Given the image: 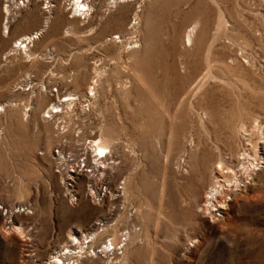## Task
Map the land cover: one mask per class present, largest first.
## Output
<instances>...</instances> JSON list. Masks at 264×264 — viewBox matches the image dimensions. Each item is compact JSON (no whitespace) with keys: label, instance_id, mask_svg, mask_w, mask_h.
<instances>
[{"label":"rangeland","instance_id":"obj_1","mask_svg":"<svg viewBox=\"0 0 264 264\" xmlns=\"http://www.w3.org/2000/svg\"><path fill=\"white\" fill-rule=\"evenodd\" d=\"M34 1L36 12L11 23L9 34L3 9L14 3L0 1V103H9L0 113V202L33 207L10 230L0 217V264H48L71 232L81 236L108 217V224L120 218L121 231L135 226L125 256L114 264H264V129L256 128L264 127V0H135L116 9L111 0H95L86 20L68 11L67 0H54L53 19L31 47L37 58L6 59L17 38L44 27L48 12L42 0ZM136 11L138 24L129 29ZM192 26L194 41L185 46ZM136 41L140 49L130 51ZM92 80L91 111L83 116ZM197 83L199 94L183 100ZM68 95L78 98L67 116L70 131L78 122L83 132L115 146L121 164L109 181L126 182V199L97 204L83 195L73 206L64 197L50 160L57 130L43 116ZM191 137L194 147L187 144ZM243 139L253 156L249 143L263 141L255 157L259 169L212 219L203 211L213 182L207 161L220 150L237 153ZM186 144L190 156L179 170ZM122 205L134 206L135 216ZM17 225L24 236L12 231ZM105 228L106 238L119 237L118 227ZM92 260L81 264L101 263Z\"/></svg>","mask_w":264,"mask_h":264},{"label":"bare ground","instance_id":"obj_2","mask_svg":"<svg viewBox=\"0 0 264 264\" xmlns=\"http://www.w3.org/2000/svg\"><path fill=\"white\" fill-rule=\"evenodd\" d=\"M8 1H11V0H8ZM91 1H92V4L90 5L89 3H87L84 0H71V3H70L71 10L70 11L73 12L75 17L79 16L78 18L82 17L85 20L89 19L91 16H93L92 14L96 10L95 0H91ZM132 1H135V0H111V2L109 3V5H110L109 7L110 8L115 7V9H116L121 4H124V5L125 4H131L130 2H132ZM53 2H54V0H53ZM53 2H51V3H53ZM12 3H14L13 8L8 6V7L3 9L4 10L3 11V13H4L3 33H5V31H6V33L9 34L11 23H15L16 21H18V19L27 20V17H30L31 14L35 13L36 9H37V7L35 6L37 4V2L34 0H29V3L31 4L30 7L27 9V10H29V13L24 15L21 11L23 8H20L17 5V3L13 2V0H12ZM49 3H50V0H48V4ZM58 7L60 8L59 11H62L63 7H61L60 4L58 5ZM58 7H57V5H55V8H58ZM50 12L51 11H49L48 15H46L44 27H42V28L30 33V34H24L14 41L12 49H10L5 55L6 59L12 55H17V54H22L25 58H28V59H32V58L36 57V54L31 51V47L34 45L35 41L40 38V35L46 30V28L49 27V23L53 19V14H54L53 12H55V11L53 10L52 13H50ZM137 12L138 11H136V13H135L136 18L133 21H131L129 24L130 25L129 29H131V28H133L134 30L136 29V25L138 24ZM196 29L197 28L192 26L190 28V31L186 34L185 46H191L192 45V43L194 41L195 34H196ZM112 38L116 42L121 43V37L119 36V34L114 35V37H112ZM139 47H140V44H138V41H136L133 45L129 46L128 49L130 51H134L135 49H138ZM94 72H95L94 77L96 79V77L99 76L98 66L97 67L95 66ZM96 82H97V80H92V82L90 83L93 86L88 87V90L85 94V96H86L85 99L87 97H89V93H90V95L95 93L94 90H95ZM200 84L197 83V85L195 87L192 86L189 89V91H187V93L184 95L183 100H185V98L189 94H192L193 96H197V94H199V91H200L201 86H202ZM68 96H71V95H68ZM68 104L70 105V103H68ZM8 105H9V103H6V105H4V103H0V113L4 112ZM27 112L28 111L24 110V116H26V117L29 113V112L28 113ZM205 115L206 114L204 113V116ZM28 117H29V115H28ZM256 128L258 130L264 129V127L260 128V126L258 124H257ZM241 133H242V136L244 139L247 138L248 134L245 132V130H243ZM258 137H259V135H258ZM102 139L103 138H101V140ZM244 139L242 140V144H241L242 149L239 150L235 154H233L232 152L231 153L227 152L228 154L226 153V155H223V153L220 152L221 151L220 150V151H218L219 153L217 154V158L215 161H213L212 156H209V160L207 162L213 163L212 171H211V176H212L213 182L207 188V192L205 193L206 197H205V203H204L205 206L203 207V211H204V213H207V211H209L210 212L209 216L212 219H215V217L212 215V212H218L220 208L221 209L226 208L228 199L231 200V198L229 197V194H232L235 191H240L241 185L243 183L247 182L249 180V178H251L252 172H253L252 170L255 171V170L259 169V168H257V167H259V165H258L257 159L255 157L257 154L260 155V153H262L260 143H263V141H261V142L258 141V143H256V144H254V143L252 144V143L248 142L249 145L252 147L251 150L253 151V154H254V156H253V155H251V151H249L246 147H244V143H246ZM1 140L2 139H0V144H1ZM101 140L99 138V143H100V145L98 146L99 152L102 154V153H105L107 150L110 151L111 148L109 146L110 144L108 145L109 142L105 143L103 140V142H104L103 143V142H101ZM209 142H210V140H209ZM231 142L232 141L230 140L229 143H227V145H228L227 147L229 149L233 148ZM187 144L193 145V147L195 146V142L192 139V137H191L190 141L187 142ZM187 144L185 146L187 149L184 152L183 156L178 158V160L176 162L179 170L184 169L183 167L186 166V164L188 163L187 158H188V154L190 153L189 152L190 149L187 146ZM112 149H115V146ZM216 149H219V148L216 147ZM114 152H115V150L113 151V153ZM227 155H228V157H227ZM189 156H190V154H189ZM234 158L236 161V165H234ZM187 167H189V165H187ZM249 171L250 172L252 171V172L249 173ZM185 172H187V169L185 170ZM233 189H235V190L233 191ZM16 191H18V189ZM123 193H124V197L126 199V182L125 181H124ZM122 206L124 207V205H122ZM132 207H133L132 209H127V207H124L125 208L124 213L126 214V212H128V215L130 218L134 217L136 214L135 207L134 206H132ZM124 208H122L121 212L124 211ZM117 221H121L119 217L115 223L109 225V226L115 228V230H116V227L119 228L118 230H116V232L119 231V237H116V236L112 237L113 240L115 242H117V244H115L116 247L120 243H122V242H118V240L121 238L120 233H122V231L120 229L121 222L118 223ZM124 228H125L124 235L127 236V243L123 242L122 244L123 245L125 244V246H126L129 243L132 232H134V230H135V226L134 225L128 226V227L124 226ZM104 230L108 231L107 228H105ZM12 231L16 234H20V235L22 234L23 236L25 234V232L23 231V227L19 226V225H17L15 228H13ZM79 232H80V234L82 233L81 236H86L85 234H83V231H79ZM99 234H100V232H99ZM101 235L103 236V237H101V249L103 248V250L101 252L103 253V255L102 256H96L93 258L91 257L90 259L92 260V259L96 258V261L99 260L101 262L100 264H114V261H117V262L121 261L123 259V257L125 256V253L123 252L121 254V253L116 252L117 250H115V246H114L113 242H112V245L114 246V250L109 251V248H108L109 246H106V245L103 246V243H102L103 240L106 238V236L104 235V232L101 233ZM101 235H99V236H101ZM96 238L97 237H95V240H96ZM95 240L93 239V242H95ZM84 243L85 242L83 240L81 241L80 238H78L75 233L71 232L69 234V241H67V243L63 246L62 249H60L59 251H56V255L51 256V259L49 260L48 264H71L72 258L75 259L77 257H78V261L81 260V258H84V255H82V254L86 253L85 247H88ZM72 247H74V248H72ZM76 250H78V251L76 252ZM114 256H116V257L114 258ZM86 257H87V255H86Z\"/></svg>","mask_w":264,"mask_h":264},{"label":"built area","instance_id":"obj_3","mask_svg":"<svg viewBox=\"0 0 264 264\" xmlns=\"http://www.w3.org/2000/svg\"><path fill=\"white\" fill-rule=\"evenodd\" d=\"M1 1L8 2V0ZM42 1L43 10L46 12L51 11L54 4L51 3L53 0H50L49 4L48 0ZM84 1L87 3L91 2V0ZM14 2L17 3L20 8H25L29 4V0H14ZM70 3L71 0H67L66 6L69 12L71 10ZM4 7L6 8L8 5ZM28 84L31 88L32 84ZM30 88H27L26 91H29ZM53 92L57 93V90L55 89ZM67 97L61 98L59 99L60 101L57 100L55 103L48 106L43 116L45 121L55 123V129L57 130L58 143L50 152V160L53 165V172L57 176L64 191V197L68 200L70 205L74 206L83 195L92 203L97 204L104 202L111 196H115V198L121 195L124 196V180H120L119 183L114 186L113 184L111 185L109 181L110 177H114L116 169L121 164L120 157L116 155L117 153H113L114 150H107L105 153L101 154L98 149L100 145L99 138H95L92 135H88L87 132H83L82 128L78 127V122L77 128H75L73 132L70 131L71 124L67 122V116L70 115L71 110L74 109L76 103H78V98H76V96ZM91 97L92 95L89 93V97L81 102L83 116L91 111ZM68 103H70V105ZM32 214L33 207L30 203H19L7 206L0 202V217H2V222L6 230H10L11 227L16 224L18 216ZM108 218L110 219V217ZM108 221L107 219H100L94 224L93 228L84 233L86 236H78L88 247H85L86 253H81L84 255V258H81L79 261L78 257L75 259L72 258L71 264H81L87 258L103 255L101 252V240L99 241V235L103 233L101 232L102 229L107 227V225L115 223L116 219L115 222L110 221L109 224ZM32 228V226H28L26 229L31 231ZM97 232H100V234H96ZM124 232L125 230H122V233H120L121 238L118 242L123 243L126 241L127 236L124 235ZM95 237H97L96 240ZM93 239L95 242H92ZM112 242V237L105 238L103 240V246H109V251H112L114 250ZM122 243L116 247L118 253H121L125 246V244L123 245ZM77 251L78 250H76V252Z\"/></svg>","mask_w":264,"mask_h":264}]
</instances>
